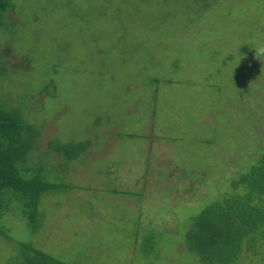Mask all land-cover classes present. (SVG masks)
I'll use <instances>...</instances> for the list:
<instances>
[{"label":"rangeland","instance_id":"1","mask_svg":"<svg viewBox=\"0 0 264 264\" xmlns=\"http://www.w3.org/2000/svg\"><path fill=\"white\" fill-rule=\"evenodd\" d=\"M12 1L3 94L40 126L32 162L69 185L38 230L10 211L13 232L78 264H202L183 241L196 197L264 141V0ZM256 248L234 264H264ZM18 254L0 236V264Z\"/></svg>","mask_w":264,"mask_h":264},{"label":"trees","instance_id":"2","mask_svg":"<svg viewBox=\"0 0 264 264\" xmlns=\"http://www.w3.org/2000/svg\"><path fill=\"white\" fill-rule=\"evenodd\" d=\"M9 10H15L14 2L0 0V24ZM7 50L0 48V236L19 251L16 257L19 260L12 264H78L66 261L63 249L55 253L53 247L42 249L32 239L20 238L6 220L10 211L18 212L32 232L38 230L44 223L41 200L45 193H58L69 186L50 181L45 167L32 162L30 154L37 148L40 126L25 115L23 101L19 104L9 93L5 92L7 99L3 94L2 80L10 69L2 59ZM12 100L14 106L9 103ZM47 145V150L63 152L69 158L86 146H55L53 139ZM257 148L256 159L249 160L248 166L221 182L225 185L223 194L196 197L200 208L190 215L183 241L187 251L199 257L202 264H234L244 252L258 253L256 247L264 246V141ZM62 197L52 203V208L59 212ZM153 237L149 235L147 242ZM64 247L68 245L62 244L61 248Z\"/></svg>","mask_w":264,"mask_h":264},{"label":"clouds","instance_id":"3","mask_svg":"<svg viewBox=\"0 0 264 264\" xmlns=\"http://www.w3.org/2000/svg\"><path fill=\"white\" fill-rule=\"evenodd\" d=\"M256 54H257V57H259V55H261V54H264V48L256 49Z\"/></svg>","mask_w":264,"mask_h":264}]
</instances>
